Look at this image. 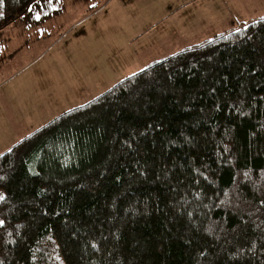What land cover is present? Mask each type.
I'll list each match as a JSON object with an SVG mask.
<instances>
[{"label":"trees","instance_id":"1","mask_svg":"<svg viewBox=\"0 0 264 264\" xmlns=\"http://www.w3.org/2000/svg\"><path fill=\"white\" fill-rule=\"evenodd\" d=\"M60 5L0 0V28ZM0 264H264V14L3 149Z\"/></svg>","mask_w":264,"mask_h":264},{"label":"rangeland","instance_id":"2","mask_svg":"<svg viewBox=\"0 0 264 264\" xmlns=\"http://www.w3.org/2000/svg\"><path fill=\"white\" fill-rule=\"evenodd\" d=\"M174 1L158 8L167 0H61L55 14L39 19L29 14L1 27L0 152L140 68L133 62L139 49L133 39L140 32L139 44L150 42L163 30L165 43L166 30L181 16L158 28L151 24L170 12ZM192 39L146 49L143 58L147 62Z\"/></svg>","mask_w":264,"mask_h":264},{"label":"crops","instance_id":"3","mask_svg":"<svg viewBox=\"0 0 264 264\" xmlns=\"http://www.w3.org/2000/svg\"><path fill=\"white\" fill-rule=\"evenodd\" d=\"M169 1L174 0H167L166 3L163 2L164 4L160 6L158 5V8L165 6ZM172 4L170 12H166L151 24L153 26L155 25L154 28H158L159 24L160 26H164L174 18L176 19L181 16L178 23L171 24L169 29L166 30L169 38H167L165 43L161 41L163 30H161V36L157 33H153L154 36L150 39V42L147 41L146 43L142 42V44H139L138 40L141 38L139 37L140 32L133 39L134 42L139 45V49L135 50L136 53L134 52L133 62H136L134 63L135 66L138 65L137 67L142 68L150 61L156 59L153 58L145 62L143 54L147 51L146 49H154L155 47L160 49L165 47L167 43L174 42L179 38L187 37L194 38L189 40V44H191L207 38L219 31L232 28L240 22L262 15L260 13H262L261 10L264 7V0H175ZM258 9L260 12H258ZM141 33L144 32L141 31ZM186 45L184 44L178 49Z\"/></svg>","mask_w":264,"mask_h":264},{"label":"snow or ice","instance_id":"4","mask_svg":"<svg viewBox=\"0 0 264 264\" xmlns=\"http://www.w3.org/2000/svg\"><path fill=\"white\" fill-rule=\"evenodd\" d=\"M31 10V9H30ZM3 16V12H0V17H2ZM40 17H39V15H37L36 16V19H39Z\"/></svg>","mask_w":264,"mask_h":264}]
</instances>
